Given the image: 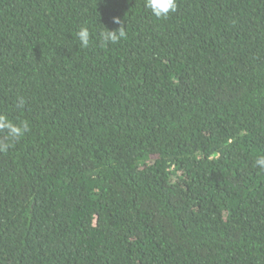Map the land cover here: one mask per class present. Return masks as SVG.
I'll use <instances>...</instances> for the list:
<instances>
[{
  "label": "trees",
  "instance_id": "obj_1",
  "mask_svg": "<svg viewBox=\"0 0 264 264\" xmlns=\"http://www.w3.org/2000/svg\"><path fill=\"white\" fill-rule=\"evenodd\" d=\"M177 2L0 0V264H264V0Z\"/></svg>",
  "mask_w": 264,
  "mask_h": 264
},
{
  "label": "clouds",
  "instance_id": "obj_2",
  "mask_svg": "<svg viewBox=\"0 0 264 264\" xmlns=\"http://www.w3.org/2000/svg\"><path fill=\"white\" fill-rule=\"evenodd\" d=\"M145 7L150 10L155 18L167 19L170 14L178 10V2L177 0H145ZM112 22L119 25V28L109 30L104 27L102 31L95 35L88 26H81L75 33V39L85 49L97 41L100 47H104L127 39L125 20L120 17H113ZM24 104V98L20 97L17 100L16 107L22 109ZM30 131L31 126L28 120H13L8 115L0 113V153H8L13 150L16 144ZM253 166L264 170V153L256 155Z\"/></svg>",
  "mask_w": 264,
  "mask_h": 264
}]
</instances>
